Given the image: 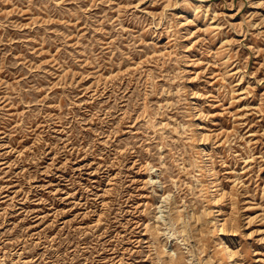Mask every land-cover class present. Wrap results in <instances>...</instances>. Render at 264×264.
I'll return each mask as SVG.
<instances>
[{"label": "rangeland", "instance_id": "obj_1", "mask_svg": "<svg viewBox=\"0 0 264 264\" xmlns=\"http://www.w3.org/2000/svg\"><path fill=\"white\" fill-rule=\"evenodd\" d=\"M0 264H264V0H0Z\"/></svg>", "mask_w": 264, "mask_h": 264}, {"label": "bare ground", "instance_id": "obj_2", "mask_svg": "<svg viewBox=\"0 0 264 264\" xmlns=\"http://www.w3.org/2000/svg\"><path fill=\"white\" fill-rule=\"evenodd\" d=\"M195 217V216H194ZM224 249H226V245L223 246Z\"/></svg>", "mask_w": 264, "mask_h": 264}]
</instances>
